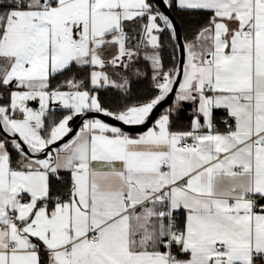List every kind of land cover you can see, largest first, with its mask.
I'll list each match as a JSON object with an SVG mask.
<instances>
[{
    "label": "snow or ice",
    "instance_id": "snow-or-ice-1",
    "mask_svg": "<svg viewBox=\"0 0 264 264\" xmlns=\"http://www.w3.org/2000/svg\"><path fill=\"white\" fill-rule=\"evenodd\" d=\"M0 264H264V0H0Z\"/></svg>",
    "mask_w": 264,
    "mask_h": 264
},
{
    "label": "trees",
    "instance_id": "trees-1",
    "mask_svg": "<svg viewBox=\"0 0 264 264\" xmlns=\"http://www.w3.org/2000/svg\"><path fill=\"white\" fill-rule=\"evenodd\" d=\"M172 13L174 14L175 18L177 19V21H178V23L182 29L183 34L185 33L186 30H188L191 26H193L196 23L197 18L190 17L187 15H183L181 13L176 12L175 10H173ZM169 52H170V50H166L164 52L165 63H168ZM177 60H179V52H177ZM55 83L56 82L53 81V85H55ZM150 94H151L150 83L148 80H143L141 82H138L135 85L134 93H133L132 97H130L128 99L127 102L132 103V102H135L137 100H141ZM101 100L106 107H115L118 103L121 102L120 96L114 92H103V93H101ZM189 111H190V107L186 105L185 111L181 114L180 120L177 122L178 127H186L188 125L189 120H190V117L188 116ZM64 114H66V113L63 110H61L57 113L58 117L62 116ZM214 114H215V117H217L221 113L219 111H215Z\"/></svg>",
    "mask_w": 264,
    "mask_h": 264
},
{
    "label": "water",
    "instance_id": "water-1",
    "mask_svg": "<svg viewBox=\"0 0 264 264\" xmlns=\"http://www.w3.org/2000/svg\"><path fill=\"white\" fill-rule=\"evenodd\" d=\"M169 14H170V15L175 19V21L177 22V26H178V28H179V30H180L181 36H183L182 29H181V27H180V25H179L177 19L175 18L174 14H173L172 12H170ZM179 59H180V53H179ZM30 102H31V101H30ZM30 102H29V103H30ZM169 103H170V100H169ZM167 106H168V104L166 103V104L164 105V107H162V108H160L158 111H156L155 116L158 117V116L160 115V113L164 110V108H166ZM89 115H95V116H97L98 118L104 120L105 122L119 124V122L112 121L110 118H108V117H104V116H102L101 114H89ZM81 124H82V120H81L80 118H75L74 121H71V122H70V127H72L73 130H74L73 133L70 134V136L73 135L74 132L77 131V130L79 129V127L81 126ZM124 127H125L126 129H128V126H124ZM128 130H130L133 134H138L139 132H141V131H143V130H145V129L143 128V126H141L140 128H132V129H128ZM68 138H70V137H66L65 139L67 140Z\"/></svg>",
    "mask_w": 264,
    "mask_h": 264
},
{
    "label": "crops",
    "instance_id": "crops-1",
    "mask_svg": "<svg viewBox=\"0 0 264 264\" xmlns=\"http://www.w3.org/2000/svg\"><path fill=\"white\" fill-rule=\"evenodd\" d=\"M137 84V83H136ZM136 84H134L133 85V93H134V90H135V85ZM133 95V94H132ZM29 103V102H28ZM29 106H31V107H34V108H38V103L36 102V101H31L30 103H29ZM54 107H57V108H59V105L57 104V105H53ZM215 111H219L221 114L220 115H218L217 117H216V126L218 127V128H220L221 130H223L224 129V127H225V125L223 124V122H222V118H226L225 117V113H224V111L223 110H215ZM233 125H234V121H230Z\"/></svg>",
    "mask_w": 264,
    "mask_h": 264
}]
</instances>
